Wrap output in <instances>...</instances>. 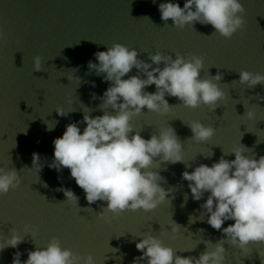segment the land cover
Here are the masks:
<instances>
[{"label":"clouds","instance_id":"obj_1","mask_svg":"<svg viewBox=\"0 0 264 264\" xmlns=\"http://www.w3.org/2000/svg\"><path fill=\"white\" fill-rule=\"evenodd\" d=\"M158 7L161 19L167 22L171 18L177 28L193 27L197 22L210 24L214 32L231 38L244 25L241 14L245 9L241 0H184L183 7L179 0H164ZM3 38L4 33L0 31V39ZM139 54L136 48L118 42L108 46L106 51L94 53L98 62L90 60L89 70H95L97 75L104 74L103 80L110 82L101 97L103 103L99 105L103 114L93 116L92 109L83 106V120L69 123L63 135L53 140L54 158L48 167L57 171L70 169L71 177L84 190L89 204L98 200L107 202L103 211L98 213L107 218V213L119 216L126 210L155 209L167 200L174 188L162 186L160 182L164 178L160 167L153 169L152 165L183 162L185 171L182 179L188 181L192 199L200 201L205 193L208 194L200 206V216H190L189 223L207 216L206 222L220 230L223 237L214 244L204 241L206 250L198 257H191L176 255L175 250L159 237L147 234L136 241V248L142 254L134 257L131 264H225V243L238 247L242 252L249 251L250 242L264 243V155L257 159L246 154L251 149L239 144L230 152L224 151V155L211 166L201 163L188 171L192 164L185 161L184 146L173 127H162L158 134L154 132L147 139L140 131H134L132 118L143 112L145 107L159 114L172 110L166 96L178 98L186 107L196 108L203 104L214 110L226 95L217 83L222 78L220 72L201 78L204 60L200 55L186 57L177 51L173 58L157 50L148 54L150 62H146L139 58ZM33 67L36 71L42 69L40 55L34 56ZM133 68L137 70L136 74L125 79ZM76 81L79 83L78 77ZM239 82L253 87L264 83V73L241 70ZM153 84L154 92L145 90ZM257 98L264 100V96L258 95ZM246 109L241 117L252 119L254 111ZM75 110L56 108L61 116ZM45 123L47 130L51 131L56 122ZM80 123L86 124L83 131ZM187 126L193 133L191 139L197 142L208 141L215 134L213 126L200 120L190 121ZM228 154H234L235 158L226 159ZM43 167L40 155L33 153L32 167L27 169H34L39 177ZM20 184V172L15 167H0V194L14 190ZM57 191L64 193L66 201L78 205L79 197L73 190L61 187ZM187 199L186 193L185 202ZM228 220L234 223L222 227ZM170 226L172 233L181 230L173 220ZM199 231L203 233L205 230ZM25 234H30L34 241L36 229L26 225ZM25 234L11 229V235L0 240V251L9 246L16 248L23 242ZM111 249L113 253L118 251ZM21 255L20 251L15 252L12 264H97L92 254L82 258L70 248L62 247L57 237L44 247L28 250L26 260L21 261ZM260 260L264 264L261 254Z\"/></svg>","mask_w":264,"mask_h":264}]
</instances>
